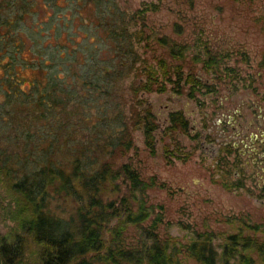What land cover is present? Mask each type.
I'll return each instance as SVG.
<instances>
[{"label": "trees", "instance_id": "obj_1", "mask_svg": "<svg viewBox=\"0 0 264 264\" xmlns=\"http://www.w3.org/2000/svg\"><path fill=\"white\" fill-rule=\"evenodd\" d=\"M67 1L75 19L59 15V0H0V264H264V220L231 218L217 245L209 231L182 242L148 200L157 179L118 162L136 151L135 131L156 153L159 123L141 95L168 83L177 94L187 85L191 99L213 92L192 64L233 79L225 55L205 44L187 61L186 45L163 36L171 61L151 65L135 46L148 45L146 13L158 5L128 13L117 0ZM77 20L81 36L68 30ZM167 123L169 136L188 132L180 111ZM174 143L166 154L180 152Z\"/></svg>", "mask_w": 264, "mask_h": 264}, {"label": "rangeland", "instance_id": "obj_2", "mask_svg": "<svg viewBox=\"0 0 264 264\" xmlns=\"http://www.w3.org/2000/svg\"><path fill=\"white\" fill-rule=\"evenodd\" d=\"M117 1L128 13L141 8L144 2L158 5L156 11L146 13L148 45L142 42L135 46L149 64L156 65V57L171 61L169 48L156 41L157 37L166 36L186 45L187 61L196 55L203 57L205 44L225 55L221 66L233 68L234 77L218 82L215 73L203 72L202 64L196 62L192 64L194 71L202 81L215 86L213 92L202 88L191 99L185 94L187 85L183 93L177 94L168 83L163 93L141 95L151 104L159 123L156 153L149 152L141 133L135 131L136 151H130L118 162L131 161L144 178L157 179L158 187L147 191L148 200L161 214L162 226L168 225V232L182 242L190 240L194 231H209L215 245L220 244L238 224L230 222L233 217L262 222L264 146L253 145L236 133L248 136L250 132H264V0ZM59 5L58 13L64 20L76 18L75 9L67 0H59ZM51 10L47 8L46 13ZM87 16L88 12H83L85 21ZM82 22L77 20L68 30L83 35ZM183 70L186 72L188 67ZM173 111H180L188 121L186 134L165 133ZM251 125L254 127L246 129ZM175 141L179 142L180 152L166 154L163 144L169 143L173 149ZM253 147L257 148L256 153L251 150ZM241 150L245 153L241 154ZM225 171H229L227 176L223 175ZM231 183L240 186L230 188L227 185ZM5 229V223L0 221V231Z\"/></svg>", "mask_w": 264, "mask_h": 264}, {"label": "flooded vegetation", "instance_id": "obj_3", "mask_svg": "<svg viewBox=\"0 0 264 264\" xmlns=\"http://www.w3.org/2000/svg\"><path fill=\"white\" fill-rule=\"evenodd\" d=\"M231 119H232V116L230 117ZM239 127H240V125L237 127V129L239 130ZM254 126L253 125H251V127H246V129H250V128H253ZM234 128V127H233ZM240 132V131H239ZM236 133V136L237 137H243V138H248V141L250 142V143H252L253 145L255 144V143H259L260 145H262V146H264V132L263 133H259L260 134V137L258 136V135H255L253 132H250L249 133V135L247 136L244 132L241 134V133ZM241 140V142H244L245 140L244 139H240ZM239 140V141H240ZM234 145H236L235 143H234ZM252 151H254V153H256V151H257V148H255V147H253L252 149H251ZM241 154H244L245 153V151L244 150H241V151H239ZM263 152H264V148H263ZM238 159V158H237ZM255 162H261V159L260 160H255ZM241 165H242V163H241ZM243 166V165H242ZM241 183H242V180L240 181Z\"/></svg>", "mask_w": 264, "mask_h": 264}]
</instances>
